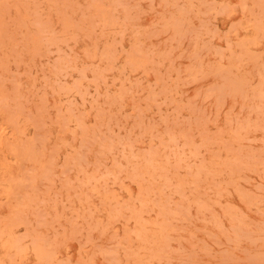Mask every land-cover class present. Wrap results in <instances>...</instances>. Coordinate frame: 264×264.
Segmentation results:
<instances>
[{"label": "rangeland", "instance_id": "1", "mask_svg": "<svg viewBox=\"0 0 264 264\" xmlns=\"http://www.w3.org/2000/svg\"><path fill=\"white\" fill-rule=\"evenodd\" d=\"M0 264H264V0H0Z\"/></svg>", "mask_w": 264, "mask_h": 264}]
</instances>
